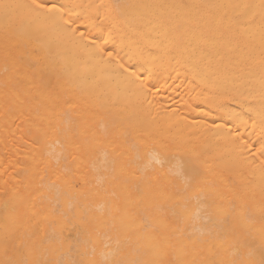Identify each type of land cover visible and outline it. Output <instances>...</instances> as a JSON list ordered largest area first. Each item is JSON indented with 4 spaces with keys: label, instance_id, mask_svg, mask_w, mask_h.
<instances>
[{
    "label": "bare ground",
    "instance_id": "1",
    "mask_svg": "<svg viewBox=\"0 0 264 264\" xmlns=\"http://www.w3.org/2000/svg\"><path fill=\"white\" fill-rule=\"evenodd\" d=\"M36 3H44L46 5V7L43 9H37L35 7ZM50 6H54V7H52L51 11L48 10V7H50ZM261 7L263 10L264 6L261 5ZM260 9L261 8H260L259 0H0V68H5V70H6L0 76V83H4V84L9 85V87L7 86V88H9L8 92H6V94L8 93L7 96L5 98L3 97L0 100V107H2V108L5 106L8 107L12 104H15L16 100L18 101L19 91L15 90V88L12 87V85L14 84L12 74H13V72H15L14 70L18 71V69L19 70L22 69V71L24 72V68H27L29 66H33V67L35 66L37 68L42 69L43 76L41 77V80H42L41 84L45 83V85H43V86H47L46 84H48V85L52 86V88H54V89L55 88L60 89L62 91H66V92L71 93V95L74 94L75 96L80 95L81 97H83L85 95L86 91L90 90V91H94V92L97 91L98 92V88H99V90L102 87L109 88V84L111 86V83H114L115 87H114V92L112 93L113 96H112L108 106L104 103H103V106L105 107V105H106L107 106L106 109H108L109 112H111L115 115H117V114L120 115L121 113L124 112L126 118L123 120L124 121L126 120V122L125 123L123 122V123L125 124L124 126L128 127L126 129L127 130L129 129L131 131V134L134 131L133 130L134 128H135V130H141L142 128H144L141 130V134H143V130H144V131H147L146 132L147 134L144 132L146 135L150 134V135H155L156 138H158V139L162 138V140H161L162 145H160L161 144L160 142L153 141V142H156L155 143L156 144L155 149H157L158 146H159V149H160V147H161V149H163V147L169 148L170 150L173 149V151L176 152V155L179 156L178 159H181L182 164L180 163L181 165H179L178 162H180V161H177L178 159H175L177 157L174 158V156H172V155H171L170 159L167 157L169 160H171L173 157L177 161L179 168H181V166H182V168L180 169L181 171H182V169H184V165H185V168L188 171L187 174L190 175L191 180L193 179L197 183L204 185L205 188L207 189V191H212V192L216 191V193H217L216 195H218L217 197L220 198L221 204H222L221 207H217V208L215 207V209L212 207V209L215 210L216 215L217 216H219V215L224 216V219H225V217H229L230 222L232 223V225L234 227H236V229H239L242 231H247L248 229H251V232H255L257 230V233H256L257 237L256 238H258V236H260L258 239H260L264 243V236L261 235V232H262L263 226H264V222H262V223L260 222L258 225L256 224V225L251 226L246 221V218H245V213H246L245 210H253L255 212V214H257V215L262 214L261 211H262V207H263V203H264L263 202V199H264V44L262 43V41L264 40V37H263L264 34H262V32L264 33V27L261 26V24H262L261 19H263V18H261V16H260L261 15L260 11H262ZM263 13H262V17L264 15ZM263 24H264V22H263ZM17 71L15 72L16 74L14 73V76L19 74V76H21V77H23V76L28 77V75H29V73H26L27 75H24L25 73H23L22 71H20V72H22L23 74L20 73L19 71L17 73ZM20 74H22V75H20ZM26 77H24V79H26L28 81H24V83L29 82L31 85H33V82L31 81L32 79L30 80V78H29L30 75L28 77L29 79H27ZM20 79H22V78H20ZM26 84H25L26 89L28 87L30 88V86H29L30 84H28V83H26ZM106 84L108 85V87L104 86ZM0 86H1V84H0ZM22 89H23L22 92L25 93V95H26L27 90L25 88H22ZM35 89H36L35 92H37V88H35ZM108 90H110V89H105V90L103 89L104 92L102 91V94L106 93ZM0 91H2V93H3L4 90H1V87H0ZM42 91H41L42 93L46 92V90H45V92H44V90H42ZM2 93H0V95ZM69 93H67V95H69ZM86 93H87V95H90V96L93 94V92L92 93L89 92V94H88V92H86ZM35 94H37V93H35ZM41 94H37V95H39L38 96L39 98L40 97L42 98V96H40ZM45 94H43V95H45ZM108 94H109V91H108L107 95ZM25 95H22V96H25ZM97 95L99 96V93H97ZM104 95H106V94H104ZM104 95H101V96L105 97ZM1 97L2 96H0V98ZM51 97H54V94ZM84 97L87 99V96H84ZM99 97H97V98H99ZM88 98H89V96H88ZM94 98L96 99V97H94ZM153 98H155L156 100L153 101L154 100ZM160 98L162 99V101L160 100ZM43 99L44 98H42V100ZM46 99H47V97H46ZM6 100H7V102H6ZM19 100H21L20 102H23L22 99H19ZM158 100H160L161 102L159 103ZM38 101L40 102V100H38ZM78 101H79V99H78ZM87 101H88V99H87ZM90 101H92V100H89V102ZM96 101H98V100H96ZM99 102H100V100H99ZM48 103L49 104L51 103L50 99H49ZM71 103H73V102H71ZM71 103H69V104L72 105ZM55 104H53V105H55ZM100 104H102V103L100 102ZM100 104H98V105H100ZM17 105H19V104H17ZM20 105H21V103H20ZM21 106H18V107L21 108ZM91 106H93V105H91ZM43 107H44V110L47 111L48 112L47 114L49 115L51 109H49V107H47L48 109L45 106H43ZM19 108H15V109L18 110ZM100 108L103 109L102 107H100ZM100 108H98V110ZM24 110H27V107L24 108ZM77 110H78V108H77ZM0 111H1V109H0ZM40 111H42V110H40ZM16 112H18V111H16ZM21 112H23V111H21ZM25 112H27V111H25ZM28 113H30V117L34 116V114L31 113V111ZM52 113L54 115V112H52ZM4 114L7 115L6 112H4ZM16 114L18 115V113H16ZM35 114H36V112H35ZM67 114L65 115L66 119H67ZM9 115H12V114H8V116ZM20 115H22V113ZM20 115H18V116H20ZM50 116H51V114H50ZM50 116H49V118H50ZM97 116H99V111L94 110V111H81L79 117H81V118L96 117L97 118ZM22 117L24 118L23 115H22ZM39 117L44 119L43 117L38 115L36 118L37 121H39L38 120ZM63 117H62V119H64ZM115 117H117V116H115ZM118 117H120V116H118ZM3 118L0 119V122H2V120H3V121H5V123H7L6 122L7 120L5 118H4L5 119L4 120ZM13 118H16V122H18L17 120H19V117L14 116ZM47 119L48 118H46V120ZM53 119H54V117H53ZM58 119L59 118H57V120ZM62 119H61V121H62ZM66 119H64V120L68 122L69 119L68 120H66ZM117 119H116V121H119V118H117ZM121 119H120V123H121ZM46 120L44 119V121H42V123L45 122ZM72 121H74V120H72ZM79 121H81V120H79ZM11 122L13 123V119ZM27 122L29 123V121H27ZM50 122H53L52 119ZM69 122H71V118H70ZM99 122H102V120H100ZM23 123H25V122H23ZM62 123H63V121H62ZM7 124H9V123H7ZM16 124H14L13 127L14 126L16 127ZM45 124H46V122L44 123V125ZM50 124H52V123H50ZM53 124H55V123H53ZM31 125H32V127L35 128V126H33V124H31ZM39 125H41V124H39ZM70 125L71 124H69V126ZM82 125H83V123H82ZM100 125L102 126V124H100ZM117 126H118V124H117ZM117 126H115V127H117ZM17 127H19L18 128V130H19L20 126H17ZM22 127H24V126H22ZM44 127H47V130L50 129V127L48 125H45ZM53 127H51V128H53ZM56 127H58V126H56ZM68 127L65 125V128H68ZM9 128H11L10 125L7 127H4L2 130L0 128V139H1L0 143L2 144L4 151H5V149H4L2 140H5L6 136H8L7 132L9 130ZM122 128H123V126H122ZM91 129H95V128L93 127ZM99 129L101 132L102 127L99 126ZM15 130L13 128V131H15ZM48 131L50 132V130H48ZM94 131L95 130H93V132ZM57 132H61V131H57ZM79 132H81V131H79ZM79 132H78V134H80ZM137 132L138 131H136L135 133L137 134ZM18 133H19V131H17V134ZM135 133H134V135H136ZM9 134H11V133H9ZM49 134L51 135V133H49ZM94 134L97 135L98 133L96 132ZM94 134H91L92 137H94L93 136ZM117 134H119V133H117ZM126 134L129 135V132ZM21 135H24V134H21ZM75 135H76V133H75ZM132 136H133V134H132ZM9 137H10V135L8 136V138ZM52 138H53V135H52ZM138 138H139V136H136L133 138V140L139 141L140 138L139 139ZM141 138L143 139V137H141ZM146 138H147V136H146ZM23 139H25V138L23 137ZM90 139L92 141V138H90ZM142 139H140V144H141ZM151 139L154 140L155 138L151 137ZM147 140H148V138H147ZM147 140H145V141H147ZM149 140H150V136H149ZM10 141L11 140L9 139V142ZM19 141L23 142L22 138ZM70 141L71 140H69V142H67L66 146H68V147L70 146V144H69ZM98 141H99V139L97 141L94 139V141H92V143L94 142L93 144H95V142H98ZM143 141L144 140H142V142ZM11 142H13V141H11ZM61 142H63V140H61ZM7 143L8 142H6V144H4V145H7ZM10 143L8 144V146L11 145ZM53 143H56V141H54ZM131 143H133V142H131ZM144 143L142 145H144ZM157 143H159V144H157ZM13 144H15V143H13ZM57 144H58V142H57ZM114 144H116V143H113L112 145H114ZM118 144L119 143H117V145ZM120 144H122V143H120ZM126 144H129V143L127 142ZM61 145H62V143H61ZM77 145H78V143H77ZM106 145H107V143H106ZM134 145H135V143H134ZM149 145L152 146V144H150V143H149ZM16 146H12V149L14 147V150H12V151L15 152ZM122 146L123 147H121V145H120V150L124 149V145H122ZM32 147H33V145H32ZM56 147H57V145H56ZM75 147L73 145L72 149H75ZM109 147H110V144H109ZM133 147L134 146H132V149H133ZM135 147H137V146H135ZM147 147H148V145H147ZM6 149H7V147H6ZM76 149H77V147H76ZM91 149H92V146H91ZM95 149H96V147H95ZM107 149H108V147H107ZM132 149L130 151H132ZM143 149H146V147L141 146V151L144 152ZM46 150H47V147H46ZM110 150H111V147H110ZM18 151H21V150H18ZM45 151H43V152H45ZM76 151L77 150H74V152H73V158L76 157L74 155H77V154H74V153L78 152V151L77 152ZM126 151H129V150L127 149ZM32 152L33 151L31 150L30 153H32ZM48 152H50V151H48ZM63 152L65 153V151H63ZM116 152H119V151H116ZM149 152H152V149ZM154 152L156 153V155H159L154 150L153 153H151V155H149V159L147 158L148 156L146 158L151 162L154 159L153 162L155 164H156V162H158L157 167L158 166L161 167L160 166L161 161H159L157 159V157L159 158L160 155L156 156V158H153L154 156L152 157V154H154ZM161 152L166 153L163 151H161ZM172 152H170V153H172ZM7 153H9V152L7 151ZM112 153L113 152H111V154ZM135 153H137V149H136ZM135 153H133V154H135ZM140 153H142V152H140ZM46 154H44L43 156H45ZM48 154H50V153H48ZM54 154H56V153L54 152ZM9 155H10V153H9ZM23 155H25V154H23ZM120 155L122 157L126 156V155H124V153H120ZM143 155H141V156L145 157ZM150 156H151V158H150ZM14 157L16 158V155ZM71 157H72V155H71ZM111 157H112V155H111ZM133 157L135 158L134 155H133ZM137 157L135 159H138ZM4 158H5V160H7L6 159L7 156H5ZM31 158H29V159H31ZM56 158H59V157L56 156ZM1 159L2 158H0V160ZM8 159H9V157H8ZM10 159H12V158L10 157ZM47 159H45V160H47ZM78 159L79 158L76 157V162L75 161L72 162V163L75 162L74 163L75 166H72L73 169L76 167V165H78L80 163V162H77ZM95 159H97V158H95ZM106 159L108 160L109 157ZM163 159L165 160L166 158H163ZM163 159H161V160H163ZM36 160H37V158H36ZM45 160L43 159L42 161H44V163L46 164L48 162V160L46 162H45ZM52 160H54V159H52ZM57 160L59 161L60 159H57ZM65 160H66V157H65ZM31 161H34V160L31 159ZM54 161H55V163H54ZM54 161H53V163L56 164L57 161L56 160H54ZM63 161H64V159H63ZM81 161L83 162L84 160H81ZM168 161L167 162L164 161V162L168 163ZM7 162H8V160H7ZM28 162H29V160H28ZM82 162H81V165L83 164ZM153 162H152V164H153ZM34 163H36V161H34ZM109 163H110L109 166H111V164H113V163H111V161L109 162V160H108V164ZM162 163H163V161H162ZM165 163H163V165ZM6 164L7 163H4V165H6ZM120 164H122V163H120ZM120 164H119V166H120ZM133 164H134V162H133ZM169 164L170 163H168L167 165L165 164L166 165L165 167H167ZM171 164L174 165L175 163L173 162ZM4 165H2V166H4ZM12 165H14V164H12ZM81 165H79V166H81ZM116 165H118V163H116ZM116 165L114 163V167ZM172 165L169 166V169H170V167H173ZM178 165L176 167L177 168L176 171L178 170ZM9 166H10V164H9ZM46 166H48V164L45 165L44 167H46ZM119 166H117L118 168L116 167L117 169L115 168L113 170L116 174L119 173V171L124 170V169H122V166H121V170H120ZM147 166L149 167V164ZM15 167H17V166H15ZM44 167H43V169H45ZM55 167H56V165H55ZM70 167H71V164H70ZM1 168L3 169V167H1ZM149 168H151V167H149ZM4 169H5V167H4ZM7 169H9L8 165H7ZM31 169H33L32 165H31ZM38 169H40V168H38ZM38 169H36V170H38ZM156 169H154V170H156ZM166 169H168V168H166ZM10 170H8L7 173L10 172ZM68 170H69V168H68ZM115 170H119V171H115ZM137 170H139V169H137ZM141 170H145V168H142ZM170 170L173 171V170H175V168L174 169L171 168ZM3 171H5V170H3ZM46 171H48V170H46ZM52 171H50V173ZM70 171H71V169H70ZM90 171H92V169ZM109 171H110V169H109ZM158 171H159V174L161 173L160 175H158V172H156V173H147V176L152 181L155 180L158 182L160 181L161 183L162 182L165 183L169 177L165 174L166 172L162 173V170L160 171V169H158ZM16 172H17V170H16ZM39 172H40V170H39ZM43 172H44L43 174H45V171H43ZM53 172L55 173V171H53ZM83 172L84 171H82L81 173H83ZM128 172L130 173V172H132V170L128 171ZM170 172H168V175L170 174ZM178 172H180V171L178 170ZM178 172L173 174L174 173V171H173V173L172 172L171 173L174 175V177L176 176V178L182 177L180 175L181 172L180 173H178ZM7 173L4 172L5 175ZM183 173H181V174L183 175ZM40 174H41V172H40ZM53 174H51L52 175L51 177L54 176ZM71 174H72V172H71ZM76 174H75V176H76ZM78 174L80 175V173H78ZM7 175H10V179L12 178L11 174H7ZM128 175H129L128 177H130L131 175H133V173H130ZM189 175H188V177H189ZM58 176H60V175H58ZM66 176H67L66 180H68V178L70 176H68V175H66ZM136 176H139V175H136ZM169 176L173 177L172 175H169ZM6 177H8V176H6ZM37 177H40V175ZM47 177L45 176V179ZM57 177L55 175L56 179H57ZM131 177H132L131 179L135 178V177L133 178V176H131ZM141 177H142V174H141ZM26 178H28V177H26ZM58 178H61V177H58ZM96 178H97V176H96ZM189 178H187V179L190 180ZM50 179L53 181L54 178H50ZM11 180H13V179H11ZM61 180H62V178H61ZM192 181H191V183H192ZM24 182H26V180ZM45 182H46V180H45ZM75 182L76 181H73V185H72L73 188H74V185H76ZM66 183H68V182H66ZM66 183H64V184H66ZM125 183H127V182L125 181ZM12 184L14 185L13 182H12ZM137 184H139V183H137ZM149 184H151V183H149ZM17 185L18 184L14 185V186L18 187ZM48 185H49V183H48ZM68 185L69 184H67V186ZM0 186L4 190H7L8 192H10V194L13 193L14 188H15L14 186H13V188H10L11 185L8 186V184L6 185V184H3L2 182L0 183ZM67 186L64 185L63 189L67 190V188H68ZM114 186H116V185L113 184V187ZM150 186H152V185H150ZM61 187H63V186H61ZM61 187H60V189H62ZM72 187L70 186L71 189H72ZM122 187H124V185H122ZM46 188L47 187H45L43 189L45 190ZM76 188H77V186H76ZM102 188H103V186H102ZM116 188H117V191L119 192L120 190H118L119 189L118 186H116ZM124 188H123V190L126 189V188L125 189ZM205 188H204V191L206 192ZM153 189L155 190V188H153ZM156 189H157V187H156ZM158 189H157V192H158ZM194 189L195 190L193 192H196V188H194ZM244 189H247V191H248V189H249V191H252V190H254L255 192L257 191V194L254 191H252V194H253V192L255 193L254 197L251 198L252 200H244L243 199ZM48 190L52 191L53 189L49 188L46 191H48ZM58 190H55V189L53 190V191H55V194H56V196H55V194L53 193L54 194L53 197H55V200L59 199L57 197L60 194H61V197H62V193L65 194V192H62V193H59V195L57 196ZM72 190H70L71 193H73L75 188L73 191ZM132 190H134V189H132ZM145 190H147V189L145 188ZM213 190H215V191H213ZM35 191H37V190H35ZM39 191H41V190L39 189ZM121 191H122V189H121ZM126 191L127 190H125V193H126ZM247 191H245V192H247ZM90 192H92V190ZM149 192H148V195H149ZM193 192H191V193H193ZM197 192H198V190H197ZM36 193H38V191ZM154 193H156V192H154ZM250 193H247V194H250ZM87 194L91 195L89 193H87ZM160 194H162V193H159V195ZM31 195H35V194L33 193ZM39 195H41L40 192H39ZM122 195L120 197L121 198L123 197L124 205L128 206L127 204H125V203H128V201H129L128 199H126L127 195L126 194H124L123 196ZM210 195H211V192H210ZM17 196H18V194H17ZM72 196H73V194H72ZM163 196H165V193ZM148 197L151 198L150 195ZM32 198L33 197H31V200H32ZM41 198H43V196ZM99 198H100V196H99ZM124 198L128 201H126ZM165 198H163V199L165 200ZM167 198H169V197H167ZM12 199H14V198H12ZM12 199H10V200L12 201ZM65 199L66 198L61 199L60 204H61V201L64 202ZM73 199H74V196H73ZM137 199H139V197ZM141 199H143V198H141ZM174 199L175 198H172L171 200L173 201ZM197 199H196V202H197ZM31 200H29V198H28L27 201L31 202ZM43 200L45 201L47 199H43ZM155 200L157 201V197ZM14 201L18 202L19 199L17 201V199L15 197V200H13V203H14ZM37 201H39V199ZM30 202L28 203L29 205H30ZM58 202H59V200H58ZM58 202H56V203H58ZM108 202H110V204L106 203L107 206L111 205V204L113 206L115 204L114 201H113V203L111 202V199ZM169 202H171V201H169ZM9 203H11V202H9ZM45 203L46 202H44V204ZM152 203L153 202L150 203L151 206H152ZM194 204H195V202H194ZM15 205H17V204H15ZM38 205L35 207L38 208ZM65 205H67V204H65ZM99 205L101 206V204H99ZM102 205H104V204H102ZM124 205L121 206V209L123 208ZM144 205L150 206L148 203L144 204ZM195 205H193V206H195ZM67 206L69 207L70 205H67ZM100 206H99V209H100ZM140 206H138V207H140ZM5 207H7V206H5ZM96 207H97L96 208V211H97L98 206H96ZM101 207L103 208L104 206H101ZM129 207L133 208V206H131V205ZM43 208L45 211L48 209V208L45 209L46 207H43ZM71 208H74V206L72 207V205H71ZM124 208H123V210H120V212L118 214L119 222L121 224L120 223H117V224L123 225L125 228L123 226L119 225L121 227V229H123V230L125 229L127 232L130 233V228H131L130 210H126V209L124 210ZM184 208H185V206H184ZM29 209H30V207H29ZM58 209L55 211L56 214H57ZM67 209H69V208H67ZM3 210L5 211L6 209H4V207H3ZM79 210H81V209H79ZM107 210H109V209H107ZM112 210H114V208ZM33 211H34V209L32 211L29 210V213L31 214ZM71 211H69V212L73 215V212H71ZM101 211H99V212H101ZM107 212H109V211H107ZM195 212H196V210H195ZM195 212H193L192 216H194ZM215 212H213V214ZM43 213H41V215H37V214H35V215L38 217L40 216L41 218H44V219H47L46 217L52 218L48 213H47L48 216H47V214H45L46 217H43L42 216ZM52 213H53V210H52ZM131 213H133V212H131ZM60 214L62 215V213H60ZM182 214L184 215L185 213L181 212V215ZM186 215L188 216V214H186ZM7 216H8V214H7ZM7 216L5 217L4 222L6 221V218L8 221L9 216L8 217ZM108 216H110V215H108ZM156 216H158L157 213H156L155 217ZM23 217H25V216H23ZM68 217L71 220L73 218V216H72V218L70 216H68ZM53 218H55V217H53ZM82 218H81V220H82ZM109 218H111V217H109ZM187 218H185V220H187ZM197 218H198V216H197ZM197 218H195V219H197ZM115 219L116 218H113V220H115ZM143 219L144 218H141V220L143 221L142 223H144V221H147V218L145 220H143ZM30 220H31V217H30ZM56 220H58V219H56ZM64 220H65V217H64ZM103 220H104V218H103ZM103 220H101V221H103ZM141 220H139V221L141 222ZM158 220H160L159 222L157 221L158 223H156V220H155V223H156L155 225L158 224L157 226L159 227V229L164 230L166 227H168L169 223L166 220L159 219V218H158ZM31 221H29V223H31ZM60 221L61 220H59V222ZM136 221L137 220H135V222ZM152 221H154V220H152ZM112 222L114 224V221H112ZM140 222L135 223V225L137 224L135 226V229L138 233L135 236L136 237L139 236V238H141L140 237V235H141L143 237L142 244L145 246V248L148 250V252H150V253H148V255L146 254V256H149V254H151L155 258L157 257V259L158 258L160 259V257L163 259L168 255L169 252H171V250L174 251L175 254L176 253L180 254V256L182 253L188 252L187 254H189V256L192 259L196 256V254L192 251V248L198 247V245H197L198 242L201 244V242L198 239L196 240L194 237H191V235H190V238L178 236V237L169 239L168 237L163 236V234L157 235L152 230H149L148 228H147L148 230L145 229L146 226H148V225L144 226ZM147 222H150V221H147ZM221 223H222V221H221ZM68 224H70V223L68 222ZM144 224H146V222ZM13 225H12V227H13ZM15 225L17 226V224H15ZM15 225H14V227H15ZM61 225H63V224L61 223ZM70 225H72V224H70ZM211 225L213 226V224H211ZM39 226L40 225H38V229L40 228ZM47 226H49V225H47ZM74 226L75 225H73V227ZM149 227H151V225ZM71 228H70V232H71ZM72 229H74V228H72ZM121 229H119V230H121ZM40 230H38V231H40ZM101 230H102V228H101ZM12 231H13V228H11V227L7 228V226H3V225L0 226V240H2L6 235V237L4 239H6V243L7 242L10 243V240H11L10 234ZM172 231L176 232L174 228H172ZM17 232H18V230L15 231V233H16L15 234V241L18 243V241L20 239V237H19L20 232H18V233ZM63 232L64 231H61V233H63ZM105 232L107 234L106 230H105ZM40 233H41V231H40ZM192 233H194V231ZM200 233L201 232H199L198 234H200ZM80 234H81V232H80ZM23 235H25V234H23ZM53 235L55 236L56 234H53ZM222 235H223V233H222ZM38 236H39V234H38ZM101 236L100 237L103 238V233ZM218 236H221V235H218ZM59 237H61V236H59ZM66 237H68V236H66ZM96 237H98V236H96ZM96 237H94V238L91 237V238L93 239V242L96 245H99L100 244L99 239H100V241H102V239L101 238L97 239ZM50 238H51V236H50ZM74 238L76 239V237H74ZM105 238H106V235H105ZM54 239H56V238L54 237ZM105 240L109 241V239H105ZM105 240H104V242H105ZM220 240H219V242H221ZM43 241H45V239ZM46 241H48V240H46ZM90 241H88V242H90ZM80 242H82V241L80 240ZM84 243H85V241H83V244ZM106 243L107 242L103 243L104 247L106 245L109 246ZM45 244H47V242ZM72 244H73V241H72ZM21 245H22V243H21ZM73 245H72V247H73ZM14 246H15V244H14ZM144 246H143V248H144ZM216 246H218V245H215V248L217 249L219 246L218 247H216ZM222 246H223V248H218L219 252H220V249H224L225 245H222ZM110 247H112V246L110 245ZM69 248L71 249V247H69ZM118 248L116 246V249H118ZM205 248H207V247H205ZM37 249H38V247H37ZM70 249H69V251H70ZM116 249H114V250H116ZM23 250H24V248H23ZM111 250L107 251V252H109L108 254L111 253L110 252ZM118 250L120 251V249H118ZM36 251L38 252V250H36ZM69 251H68V253H70ZM90 251H93V250L90 249ZM105 251L106 250H104V252ZM229 251H232V249ZM135 253H136V251H135ZM37 254H39V253H37ZM76 254L77 253H75V255ZM106 254H105V256H106ZM221 254H223V252H221ZM31 255H33V254H31ZM64 255H67V253H65ZM64 255L62 256L60 254L61 258L64 257ZM102 255L104 256V254H102V253H101V256H99V254H98L99 258L100 257L103 258ZM110 255L115 256V254H113V251H112V254H110ZM110 255H108V259H107V257H105L106 260H109V261L112 260V259L111 260L109 259ZM127 255H128V253H127ZM143 255H145V254H143ZM225 255H226V253H224V256ZM141 256H140V258H141ZM246 256L249 257L250 255H246ZM190 257H188V260L191 259ZM69 258L70 257H68V259ZM72 258H71V260H72ZM140 258H139V260L141 262L138 261L139 262L138 264H141L142 260H144V259L146 260V257H142L144 259H142V258L140 259ZM243 258L245 259L247 257H245V255H244ZM38 259H37V262L34 260L37 264H38ZM63 259H62V261H63ZM103 259L101 261V262H103L102 264H104ZM157 259H155V260H157ZM217 259L215 261V262H217L216 264H218V262L220 260L219 259L217 261ZM8 260H9V258H8ZM8 260H5V261H8ZM58 260H57V263L59 262ZM178 260H180V259H178ZM85 261H87L86 263H88V264H99V262L95 258H93V259L92 258L91 259L86 258ZM161 261L162 260L160 259V263H162ZM241 261H243V263H245L244 262L245 260L241 259ZM60 262H61V260H60ZM84 262H82V263H84ZM150 262L152 263L153 261L150 260ZM44 263H45V260H44L43 264ZM47 263H48V261H47ZM105 263H106V261H105ZM107 263H108V261H107ZM133 263L135 264V262H133ZM153 264H154V262H153ZM178 264H181V262H179Z\"/></svg>",
    "mask_w": 264,
    "mask_h": 264
},
{
    "label": "rangeland",
    "instance_id": "2",
    "mask_svg": "<svg viewBox=\"0 0 264 264\" xmlns=\"http://www.w3.org/2000/svg\"><path fill=\"white\" fill-rule=\"evenodd\" d=\"M259 2H260V8H261L260 10H262L261 5L264 6V0H259ZM263 10L260 11V13H261L260 16H261V18H263V19H261V22H262L261 26L262 27H264V24H263V22H264V15L262 17V13L264 12ZM262 34H264V33L262 32ZM262 43L264 44V40L262 41ZM5 71H6L5 68H0V76ZM14 71L16 72L17 70H14ZM18 71L20 72V71H22V69H20V70L18 69ZM18 71H17V73H18ZM15 72H13V74H12V78H13V81H14V84L12 85V87H14L15 90H18L19 91L18 101L17 100L15 101V104L17 103L19 105L12 104V105H10L8 107L7 106H5L3 108L0 107V109H1V111H0V119H2L4 117L7 120L6 122L9 123V124H7V123H5V121L2 120V122H0V128H1V130L4 127H7L9 125L11 127V128H9V130L7 132L8 136L10 135V137L8 138V136H6V139L7 140L6 139L5 140H2L3 142L1 141L3 143V146H4L5 151L3 150L2 144L0 143V158H2L0 160L1 161L0 162V164H1L0 165V183L2 182L3 184H6V185L8 184V186L11 185L10 188H13L14 185L18 184L17 185L18 187L14 186L15 187L14 188V191L12 190L13 193H11V194H10V192H8L7 190H4L0 186V220H1L0 221V223H1L0 226L3 225V226H7V228L8 227L13 228V231L10 234V239H11L10 240V243H8V242L6 243V239H4L6 237V235H5V237L2 240H0V264H37L36 262H37V259L38 258H39L38 259V264H43L44 260H45V263L44 264H73V263L74 264L75 263L76 264H79V263L80 264H85L87 262V261H85L86 258H88V259L95 258L99 262V264H102L103 263V262H101L103 258L105 259V260L103 259L104 264H134L133 262H135V264H138L139 262H141L139 260V258H140L141 255H142L141 258L142 257H146V260L144 258H142L144 260H142V263L141 264H149V263L150 264H153V262H154V264H178L179 262H181V264H216L217 262H215V261H216L217 258H218L217 261L220 259L219 262H218V264L219 263L220 264H264V243L260 239H258L260 236H258V238H256L257 237V234H256L257 233V230L255 231L253 229L255 232H251V229H248L247 231H242V230L236 229V227H234L232 225V223L230 222V218L229 217H225V219H224V216H220V215L217 216L214 209H215V207L216 208L217 207H221L222 204H221L220 198L217 197L218 195H216L217 194L216 191L215 190H213L215 192L207 191V189L205 188L204 185H202L200 183H197L193 179H192L193 180L192 181L190 175L187 174L188 171L185 168V165L184 164L183 165H184V169L185 170L182 169V171H181L180 169L182 168V166H181V168H179V165L182 164V161H181V159H178L179 156L176 155V152L173 151V149L170 150L169 148H164V147H163V149H161V147L159 149V146L158 145H157L158 146L157 149H155V147H156V144L155 143L156 142H153V141L160 142L161 143L160 145H162V142H161L162 138L159 137L160 139H158V138H156L155 135H150V134L149 135H146L147 134L146 133L147 131H144V130H143V134H141V130L144 129L142 127H141L142 128L141 130H135V128H134L133 130L135 132L136 131H138V132L136 134L133 131L132 132L133 136L134 137L139 136L140 139H142L141 137H143L142 140H144V141L142 142V140H141V144H140V139L138 138L139 141L133 140L134 137L132 136L131 131L129 129L127 130L126 128H128V127L124 126L125 125L124 123L126 122V120L125 121L123 120V119L126 118L124 112L121 113L120 115L119 114L115 115V114L109 112L108 109H106V107L108 106V104H109V102H110V100H111V98L113 96L112 93L114 92V87H115V84L114 83H111V86L109 84V88L102 87L101 88L102 90L101 89L99 90V88H98V92L97 91L94 92V91H90V90L89 91H86V92H88V94H89V92L90 93L93 92V94L91 96L90 95H87V93L85 92V95L84 96H87V99H88V101H87V99L83 95H82L83 97H81L80 95L79 96H75L74 94L71 95V93H69V92L62 91V90L56 89V88L54 89V88H52V86H50L48 84H46L47 86H43V85H45V83L41 84V82H42L41 77L43 76V71H42L41 68H37L35 66L34 67L33 66H29L27 68H24V72L23 71L22 72L25 73L24 75H27L26 73H29L30 77H29V75H28V77L30 78V80L32 79L31 81L33 82V85H31L29 82H26V83L30 84L29 85L30 88L28 87L27 89H26V85L27 84L24 83V81H28V80L24 79V77H26V76L21 77V76H19V74H17V75L14 76V73ZM22 72H20V73H22ZM22 74H20V75H22ZM28 77H26V78L29 79ZM20 78H22V79H20ZM0 84H1V86H0L1 87V90H4L5 91V92L3 91V93H2V91H0V93H2L0 95V96H2L0 98V100H1L3 97L5 98L7 96L8 93L6 94V92H8V89H9V88H7V86L9 87V85L4 84V83H0ZM104 86H107L108 87L107 84L104 85ZM21 87L22 88H25L27 90L26 91V95H25V93L22 92L23 89ZM35 88H37V92H35L36 91ZM103 89L104 90L105 89H110V90H108L109 91V94L107 95L108 91L107 92L105 91L106 93H103L102 94ZM42 90H44V92L46 90V92H45L46 94L45 93H42L43 92ZM35 93H37V94H41L42 93L40 96H42V98H44V99L42 100V98L41 97L39 98L38 97L39 95H37ZM67 93H69V95H67ZM97 93H99V96L100 97L97 95ZM43 94H45V95H43ZM53 94H54V97H51ZM104 94H106V95H104ZM22 95H25V96H22ZM101 95H104L105 97H102ZM88 96H89V98H88ZM46 97H47V99H46ZM94 97H96V99ZM97 97H99V98H97ZM19 99H22L23 102H20L21 100H19ZM49 99L51 100V103L50 104L48 103ZM78 99H79L80 102L78 101ZM153 99H154L153 101L156 100L155 98H153ZM38 100H40V102ZM89 100H92V101L89 102ZM96 100H98V101H96ZM99 100H100V102L102 104H100ZM160 100L162 101L161 98H160ZM160 100H158L159 103L161 102ZM6 102H7V100H6ZM71 102H73L74 104L71 103ZM20 103H21L22 106L20 105ZM69 103H71L72 105H70ZM103 103L106 104L107 106L105 105V107H104L103 106ZM53 104H55L56 106L53 105ZM98 104H100V105H98ZM91 105H93V106H91ZM18 106H21L22 109L19 108ZM43 106H45L46 108L49 107V109H51L49 115L47 114L48 112L44 110V107ZM99 106L102 107V108L104 107V108L101 109ZM23 107L24 108L27 107V110H24ZM15 108H19V109L16 110ZM77 108H78V110H77ZM98 108H100V109L98 110ZM39 109L42 110V111H40ZM94 110L99 111V116H97V118L96 117H93V118H81V117H79L81 111H94ZM16 111H18V112H16ZM21 111H23V112H21ZM25 111H27V112H25ZM30 111H31V113L34 114L33 117L32 116L30 117V113H28ZM4 112H6L7 115H5ZM35 112H36V114H35ZM52 112H54V115H53ZM16 113H18V115H20L22 113V115L24 116V118L22 117V115H20L22 117L21 118ZM8 114H12L13 116L12 115H9L8 116ZM50 114H51V116H50ZM66 114H67V119H66V116H65ZM38 115H40L41 117H43L45 120H46V118H48L45 121L46 122L45 125H48L50 127V129H48V130H50V132L47 130V127H44L45 126L44 125L45 122L42 123V121H44V119H42V118L39 117L38 118L39 121H37L36 118H37ZM14 116L15 117L16 116L19 117V120L20 121L17 120L18 122H16V118H13ZM49 116H50V118H49ZM115 116H117V117H115ZM118 116H120V117H118ZM53 117H54V119H53ZM62 117L64 119H66V120L69 119V121H70V118H71V122L72 123L69 122V121L68 122L65 121L64 119H62ZM11 118L13 119V123L14 124L17 123L16 124V127L15 126L13 127L14 124L11 122L12 121ZM57 118H59V119L57 120ZM117 118H119V121H116ZM51 119H52L53 122H50ZM61 119H62L63 123H62ZM120 119H121V123H120ZM72 120H74V121H72ZM79 120H81V121H79ZM100 120H102V122H99ZM27 121H29V123ZM23 122H25L26 124L28 123V124L26 125ZM50 123H52V124H50ZM53 123H55V124H53ZM82 123H83V125H82ZM31 124H33V126H35V128L32 127ZM39 124H41V125H39ZM69 124H71L72 126L71 125L69 126ZM100 124H102V126ZM117 124H118V126H117ZM65 125L67 127L68 126L69 127L68 128H65ZM98 125L100 127H102L101 132H100V129L101 128L99 129V126ZM17 126H20V129L19 130H18L19 127H17ZM22 126H24V127H22ZM56 126H58V127H56ZM115 126H117V127H115ZM122 126H123V128H122ZM12 127L14 128V130L16 129L17 131H19V133L17 134V131L16 130L13 131V128ZM51 127H53V128H51ZM93 127L95 129H91ZM77 129L79 131H81V132H79ZM93 130H95V131L93 132ZM57 131H61V132H57ZM78 132L80 134H78ZM96 132L98 133L97 135L94 134ZM128 132H129V135L126 134ZM9 133H11V134H9ZM49 133H51V135ZM75 133H76V135H75ZM117 133H119V134H117ZM134 133L136 135H134ZM21 134H24V135H21ZM91 134H94L93 135L94 137H92ZM15 135L17 137L18 136L19 137L17 138ZM52 135H53V138H52ZM145 135L147 136L148 140H147V138H146ZM22 136L25 139H23ZM149 136H150V140H149ZM151 137L152 138H155V139L152 140ZM21 138H22L23 142L22 141H19V140H21ZM90 138H92V141H94V139L96 141L99 139V141L98 142H95V144H93L94 142L92 143V141H91ZM9 139L11 141H13V142L10 141L11 142L10 143L9 142ZM60 139L63 140V142H61ZM69 140H71V141L69 143L70 146L68 147L66 145H67V142H69ZM145 140H147V141H145ZM54 141H56V143H53ZM6 142H8L7 145H4V144H6ZM57 142H58V144H57ZM127 142L129 144H126ZM131 142H133V143H131ZM9 143L11 145L8 146ZM13 143H15V144H13ZM61 143H62V145H61ZM77 143H78V145H77ZM106 143H107V145H106ZM111 143L112 144L113 143H116V144L112 145ZM117 143H119V144L117 145ZM120 143H122V144H120ZM134 143H135V145H134ZM143 143H144V145H142ZM149 143L152 144V146L149 145ZM109 144H110L111 150H110ZM157 144H159V143H157ZM32 145H33V147H32ZM56 145H57V147H56ZM73 145H74V147L76 146L77 149H76V147H75V149H72ZM90 145L92 146V149L93 150L91 149V146ZM120 145H121V147H123L122 145H124V149H121L120 150ZM147 145H148V147H147ZM12 146H16V149L17 150L15 149V152L12 151V150H14V147L12 149ZM132 146H134L133 149H132ZM135 146H137V147H135ZM141 146L146 147V149H143L144 152L141 151ZM6 147H7V149H6ZM46 147H47V150H46ZM95 147H96V149H95ZM107 147H108V149H107ZM127 149L129 151H126ZM131 149H132V151H130ZM136 149H137V153H135L136 152ZM151 149H152V152H149V151H151ZM18 150H21V151H18ZM31 150L34 152V153L32 152L33 154L30 153ZM74 150H77L78 151V152L76 151L77 153H74V154H77V155H74V156H76L77 158H79L77 162H80L79 164L77 163L78 165H76V167L74 168L76 171L72 167V166H75L74 163L76 162V157L73 158V152H74ZM154 150L160 156L159 155H156V153L154 152V154H152V157L154 156L153 158H156V156H159V158L157 157V159L159 161H161V165H160L161 167H159V166L157 167V163L158 162H156V164H155L153 162L154 159L152 160L153 164H152L151 161L148 160L149 159V155H151V153H153ZM7 151L10 153V155H9V153H7ZM43 151H45V152H43ZM48 151H50V152H48ZM63 151H65V153ZM116 151H119V152H116ZM161 151L166 152V153H162ZM47 152L50 153V154H48ZM54 152L56 154H54ZM111 152H113V153L115 152V153L114 154L113 153L111 154ZM140 152H142V153H140ZM170 152H172V153H170ZM120 153H124V155H126V156H123L122 157L120 155ZM133 153H135L136 155L138 154L137 155L138 157L135 154H133ZM23 154H25L26 156L23 155ZM44 154H46L47 156L46 155L43 156ZM140 154L141 155L144 154L143 156H145V157H142ZM15 155H16V158L14 157ZM55 155L57 157H59V158H56ZM71 155H72V157H71ZM111 155H112V157H111ZM133 155L135 156V158L137 157L138 159H135L133 157ZM171 155L174 156V158L177 157L175 159H178L177 161H180V162H178L179 165H178L177 161L173 157H172L171 160H169L171 158ZM5 156H7L6 159L8 160V162H7V160H5V158H4ZM161 156L163 158H166V159L164 160ZM8 157H9V159H8ZM10 157L12 159H10ZM65 157H66V160H65ZM108 157H109V159H108L109 162L111 161V163H113V164H111V166H109L110 163L108 164V160L106 159ZM29 158H31L32 160L36 161V163H34V161H31V159H29ZM36 158H37V160H36ZM95 158H97V159H95ZM150 158H151V156H150ZM41 159L42 160L43 159L44 160L47 159L49 163L47 162L45 164L44 161H42ZM52 159H54V160L57 161L56 164H54L55 161L52 160ZM57 159H60V160L58 161ZM63 159H64V161H63ZM161 159H163V160H161ZM28 160H29V162H28ZM47 160H45V162ZM81 160H84V161L82 162ZM166 160L170 164L173 163V162L175 163L174 165L171 164L175 168V170H173L174 173H173V171L170 170L171 168L174 169L173 167H170V169H169V166H171L170 164L167 167H165L168 164V163H165V162H167ZM53 161H54V163H53ZM73 161H75V162L72 163ZM162 161L166 165L165 164L163 165ZM81 162L83 163L82 165H81ZM133 162H134V164H133ZM4 163H7V164L4 165ZM8 163L10 164L11 167L9 166ZM114 163H115V165H116V163H118V165H116L114 167ZM120 163H122V164H120ZM12 164H14V165H12ZM47 164H48V166L44 167ZM70 164H71V167H70ZM119 164H120V166H119ZM148 164H149V167H151V168H149L147 166ZM2 165H4V166H2ZM7 165L9 167V169H7ZM31 165H32L33 169H31ZM55 165H56V167H55ZM79 165H81V166H79ZM177 165H178V170L181 173H183L184 171L186 173L184 172L183 175H182L180 172H178V170L176 171ZM15 166H17V167H15ZM117 166H119L120 170H121V166H122V169H124V170H122V171L115 170V171H119V173L116 174L113 170ZM1 167H3V169ZM4 167H5V169H4ZM43 167L45 169H43ZM38 168H40V169H38ZM68 168H69V170H68ZM142 168H145V170H141ZM166 168H168V169H166ZM36 169H38V170H36ZM70 169H71V171H70ZM91 169H92V171H90ZM109 169H110V171H109ZM137 169H139L141 172L142 171L143 172L141 173ZM154 169H156V170H154ZM158 169H160V171L162 170V173H165L166 172L165 174L169 177L168 180L165 183L164 182L161 183L160 181L158 182V181H155V180L152 181L147 176V173H156V172H158V175H160L161 173L159 174ZM3 170H5V171H3ZM8 170H10V172L7 173ZM16 170H17V172H16ZM39 170H40L41 174H40ZM46 170H48V171H46ZM52 170L55 171V173ZM131 170H132V172H130V173H133V175H131V176H133V178L135 177L136 179L135 178L134 179H131L132 178L131 176L128 177L129 176L128 174H130L128 171H131ZM169 170L173 174H175L176 172L180 173V175L183 178L182 177L176 178V176L174 177V175ZM43 171H45V174H43L44 173ZM50 171H52V172L50 173ZM82 171H84V172L81 173ZM167 171L170 172L169 175H172L173 177L169 176ZM4 172L7 173V174H11V177H12L11 179H13V180L10 179V175H7V174L5 175ZM71 172H72V174H71ZM78 173H80L81 176ZM38 174L40 175V177H37V176H39ZM51 174H53L54 176L51 177L52 176ZM75 174H76V176H75ZM141 174H142V177H141ZM55 175H56V177L58 175H60L58 177H61L62 180H61V178H58V177L56 179L55 178ZM66 175L70 176L68 178V180H66L67 179V176ZM136 175H139V176H136ZM188 175H189L190 178L188 177ZM6 176H8V177H6ZM45 176L46 177L48 176V177L45 179ZM96 176H97V178H96ZM26 177H28V178H26ZM50 178H54L55 180L53 179V181H52ZM187 178H189L190 180H188ZM25 180H26V182H24ZM45 180H46V182H45ZM124 180L127 183H125ZM73 181H76L77 182V183L75 182L76 185H74L75 190L72 187ZM191 181H192V183H191ZM12 182L14 183V185L12 184ZM66 182H68V183H66ZM48 183H49V185H48ZM64 183H66V184H64ZM137 183H139V184H137ZM149 183H151V184H149ZM67 184H69L74 191L70 188L69 185L67 186ZM113 184L116 185V186H118V188H119L118 190L121 191V189H122V191H121L122 193L120 191L118 192L116 186L113 187ZM55 185L56 186L58 185L57 186L58 188ZM64 185L68 187L67 188L68 191L63 189L64 188ZM122 185H124V187L126 189L124 187H122ZM150 185H152V186H150ZM61 186H63V187H61ZM76 186H77V188H76ZM102 186H103V188H102ZM45 187H47V188L44 190L43 188H45ZM60 187L62 189H60ZM156 187H157V189L159 188L158 189V192H157ZM49 188L50 189L52 188L53 190L54 189L55 190H58L59 189L57 191V193H58L57 196L59 195V193L65 192V194L62 193V197H61V194L57 197V198H59L58 199L59 202H58L57 199H56L57 201L55 200V197H53L54 194H55V191H53V190L52 191L51 190L46 191ZM123 188L125 190H127L126 193H125V190H123ZM145 188L147 190H145ZM153 188H155V190ZM194 188H196V192H193L195 190ZM204 188L206 189V192L204 191ZM39 189L41 191H39ZM69 189L72 190L73 193H71ZM132 189H134L135 191L132 190ZM35 190H37L38 193H36L37 191H35ZM91 190H92V192H90ZM197 190H198V192H197ZM153 191L156 192V193H154ZM245 191H247V189H244V191H243V195H244L243 199L244 200H252L251 198L254 197L255 193L257 194V191L255 192L254 190H252V191L255 192V193L253 192V194H252V191H249V189H248L247 192H245ZM39 192L41 193V195H39ZM148 192H149V195L151 196V198L148 197L149 196L148 195ZM163 192L165 193V196H163L164 195ZM191 192H193V193H191ZM210 192H211V195H210ZM16 193L18 194V196H17ZM33 193L35 195H31ZM87 193H89L91 195H88ZM159 193H162V194L159 195ZM247 193H250V194H247ZM72 194L74 196V199H73ZM122 194L123 195L124 194L127 195V197L126 196L125 197L130 202L128 200H126L125 198L124 199L126 201H128V203H125L128 206L124 205L123 197L122 198L120 197ZM42 196H43V198H41ZM55 196H56V194H55ZM99 196H100V198H99ZM15 197H16L17 201H18V199H19V201L18 202L14 201V203H13V200H15ZM31 197H33L32 200H31ZM136 197L137 198L139 197V199H137ZM156 197H157V201L155 200ZM162 197L163 198L166 197L165 200ZM167 197H169V198H167ZM12 198H14V199H12ZM28 198H29V200H31V202L29 201L30 202V205L28 204L29 202L27 201ZM64 198H66L65 199L66 202L65 201L64 202L61 201V204H60V200L61 199H64ZM109 198L111 199V202L112 203H113V201L115 202V204L113 206H112V204L107 206V204H110V202H108V201H110ZM141 198H143V199H141ZM172 198H175L176 200L174 199L172 201L171 200ZM10 199H12V201ZM38 199H39V201H37ZM43 199H47V200L44 201ZM196 199H197V202H196ZM43 201L46 202V203L44 204ZM169 201H171V202H169ZM193 201L195 202L196 205L194 204ZM9 202H11L12 204L9 203ZM56 202H58V203H56ZM151 202H153L152 203V206L150 204ZM263 202H264V199H263ZM147 203L150 206H145L144 205V204H147ZM15 204H17V205H15ZM65 204L70 205V206L68 207ZM99 204H101V206H104V207L102 208ZM102 204H104V205H102ZM37 205H38V208L35 207ZM71 205H72V207L74 206V208H71ZM122 205H124L123 208L125 207L124 210L125 209L126 210H130V217H131L130 218L131 219L130 220V225H131L130 233L127 232L125 229L124 230L121 229V227H120V226H123V225H120L121 223L119 222L118 214H119L120 210H123V208L121 209V206ZM130 205L133 206V208L132 207H129ZM193 205H195V206H193ZM5 206H7L8 208L5 207ZM96 206H98V210L99 211H101V210L102 211L101 212H99L98 210L96 211V208H97ZM99 206H100V209H99ZM138 206H140V207H138ZM184 206H185V208H184ZM3 207L7 211L6 210L4 211L3 210ZM29 207H30V209H29ZM43 207H46L45 209H47V208L48 209L45 211ZM212 207L214 209H212ZM67 208H69V209L71 208V209L69 210ZM111 208L112 209L114 208L115 211L112 210ZM33 209H34V211L30 214L29 213V210L32 211ZM57 209H58V211H57V214H56L55 211ZM79 209H81V210H79ZM107 209H109V210H107ZM52 210H53V213H52ZM68 210L69 211L72 210L71 212H73V215ZM195 210H196L197 213L195 212ZM107 211H109V212H107ZM245 211H246V213H245L246 221L251 226L256 225V224L258 225L260 222L261 223L264 222V203H263V207H262V211H261L262 214H260V215L255 214V212L253 210H245ZM59 212L62 213V215ZM131 212H133V213H131ZM181 212L182 213H185V214L184 215L183 214L181 215ZM193 212H195L194 213V216H192L193 215ZM213 212H215L214 213L215 215L213 214ZM41 213H43V215H42L43 217H46L45 214L48 213L52 218L55 217L58 220H56L55 218L52 219L50 217H46L47 219H44V218H41L40 216L38 217V216L35 215V214L41 215ZM156 213L158 214V216L155 217ZM7 214H8L9 217L7 216ZM48 214H47V216H48ZM186 214H188V216ZM195 214L198 216V218H197V216ZM108 215H110V216H108ZM6 216L8 217V221H7V218H6V221L7 222L5 221L6 222L5 223L4 220H5V217ZM23 216H25V217H23ZM68 216H70L71 218L73 216L74 219L72 218V220H71ZM30 217H31V220L32 221L30 220ZM64 217H65V220H64ZM109 217H111V218H109ZM194 217L197 218V219H195ZM81 218H82V220H81ZM103 218H104V220H103ZM113 218H116V219L113 220ZM141 218H144L143 220H145L147 218V221H150V222L144 221V223L146 222V224H144V223H142L143 221L141 220ZM158 218L159 219L166 220L169 223L168 227H166L164 229L165 231L159 229V227L157 226L158 224L155 225L156 223H158L160 221V220H158ZM185 218H187V220H185ZM67 219L68 220L70 219V220L68 221ZM59 220H61V221L59 222ZM101 220H103V221H101ZM135 220H137V221L135 222ZM139 220H141V222ZM152 220H154V221H152ZM155 220H156V223H155ZM29 221H31V223H29ZM112 221H114V224H113ZM221 221H222V223H221ZM68 222L70 224H72V225L68 224ZM137 222L142 223V225H144V226L148 225V226H146L145 229L148 228L149 230H152L157 235L163 234V236L168 237L169 239L170 238H175V237H178V236H183L185 238H190V235H191V237H194L196 240L198 239L201 242V244L198 242L197 243L198 247H193L192 248V251L196 254V256L192 259L189 256V254H187L188 252H184L180 256V254H178V253L175 254L174 251L171 250V252H169L168 255L165 258H163L164 260L160 257V259L162 260L161 261L162 263H160V259L159 258L157 259V257L155 258L151 254H149V256H146V254L148 255V253H150V252H148V250L142 244L143 237L140 235V237L142 238L141 239V238H139V236H137V237L135 236V235L138 234L137 231H136V229H135V226L137 225V224L135 225V223H137ZM61 223L64 226L61 225ZM117 223H120V224H117ZM13 224L14 225L17 224V226L15 225V227H14ZM211 224H213V226ZM12 225H13V227H12ZM38 225H40L39 226L40 227L39 229H38ZM47 225H49V226H47ZM73 225H75V226L73 227ZM150 225H151V227H149ZM71 227L74 228V229H72ZM70 228H71V232H70ZM101 228H102V230H101ZM172 228H174L176 232H173L172 231ZM37 229L38 230L41 229L40 230L41 233ZM119 229H121V230H119ZM16 230H18V232H20V234H19L20 239H19L18 243L15 241V234H16L15 231ZM105 230L107 231V234H106ZM61 231H64V232L61 233ZM193 231H194V233L196 235L194 233H192ZM80 232H81V234H80ZM199 232H201V233L198 234ZM102 233H103V238H101L102 237L101 236ZM222 233H223V235H222ZM23 234H25L26 236L23 235ZM38 234H39V236H38ZM53 234H56V235L54 236ZM49 235L51 236V238L52 237L53 238L51 239ZM58 235L61 236V237H59ZM105 235H106V238H105ZM218 235H221V236H218ZM261 235L264 236V226H263V230L261 232ZM66 236H68V237L70 236V237L68 238ZM71 236L73 238L76 237V239L74 238L75 239L74 240ZM96 236H98V237H96ZM54 237L56 239H54ZM91 237H93V238L96 237L97 239L98 238H101L102 241H100V239H99L100 244L99 245H96L93 242V239ZM44 239H45V241L48 240V241H46L47 244H45L46 242L43 241ZM105 239H109V241L108 240H105ZM80 240L82 242H80ZM104 240H105V242H107L106 244H108L109 246H107L105 244L106 246L104 247V244H103V243H105ZM219 240L221 242H219ZM72 241H73V244L74 245L72 244ZM83 241H85L86 244L85 243L83 244ZM88 241H90L91 243L88 242ZM21 243H22V245H21ZM14 244H15V246H14ZM72 245H73V247H72ZM110 245L112 247H110ZM215 245H218V246L220 245L219 247L216 246L218 248H223L222 245H225V246H224V249H220V252H219L218 248L217 249L215 248ZM116 246H117V248L119 247L118 249H120V251L118 249H116ZM143 246H144V248H143ZM37 247H38V249H37ZM69 247H71V249L72 248L73 249L71 250ZM205 247H207V248H205ZM23 248H24V250H23ZM113 248L116 249V250H114ZM69 249H70V251H69ZM90 249H92L93 251H90ZM231 249H232L233 252L232 251H229ZM36 250H38V252ZM104 250H106V251L104 252ZM109 250H111L110 251L111 252L110 254H112V251H113V254H115V256H112V255L108 254L109 252H107V251H109ZM68 251L70 253H68ZM135 251H136V253H135ZM100 252L102 254H104V256L102 255L103 258L100 257L101 259L99 258V256H101V253ZM221 252H223V254H221ZM37 253H39V254H37ZM65 253H67V255H64ZM75 253H77V254L75 255ZM127 253H128V255H127ZM224 253H226L225 256H224ZM31 254H33V255H31ZM60 254L62 256L64 255V257L61 258ZM98 254H99V256H98ZM105 254H106V256H105ZM143 254H145V255H143ZM108 255H110L109 256V259L110 260L112 259L111 261L106 260L105 257H107V259H108ZM244 255L247 258L244 259L243 258ZM246 255H250V256L248 257ZM68 257H70V258L68 259ZM188 257H190L191 259L188 260ZM8 258H9L10 261L8 260ZM71 258H72L73 261L71 260ZM62 259H63V261H62ZM155 259H157V260H155ZM178 259H180V260H178ZM241 259L245 260L244 261L245 263H243V261H241ZM5 260H8L9 262L8 261H5ZM57 260L59 262L61 260L62 263L61 262L60 263L59 262L57 263ZM150 260L153 261V262L151 263ZM47 261H48V263H47ZM105 261H106V263H105ZM107 261H108V263H107ZM82 262H84V263H82ZM86 264H88V263H86Z\"/></svg>",
    "mask_w": 264,
    "mask_h": 264
},
{
    "label": "snow or ice",
    "instance_id": "3",
    "mask_svg": "<svg viewBox=\"0 0 264 264\" xmlns=\"http://www.w3.org/2000/svg\"><path fill=\"white\" fill-rule=\"evenodd\" d=\"M35 7H36L37 9H43V8L46 7V5H45L44 3H36V4H35ZM52 7H54V6H50V7H48V10L51 11V10H52Z\"/></svg>",
    "mask_w": 264,
    "mask_h": 264
}]
</instances>
